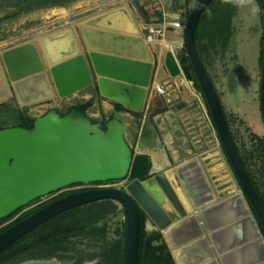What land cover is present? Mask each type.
<instances>
[{"label": "water", "instance_id": "obj_1", "mask_svg": "<svg viewBox=\"0 0 264 264\" xmlns=\"http://www.w3.org/2000/svg\"><path fill=\"white\" fill-rule=\"evenodd\" d=\"M210 2L195 1L185 22V47L244 191L219 194L199 155L151 170L145 179H130L137 153L127 138L128 122L120 114L105 123L78 108L64 114L51 108L35 118L33 127L0 128V220L76 182L129 178L128 184L54 200L2 231L0 251L64 210L110 198L122 202L126 210L125 264L139 261L141 208L148 214L147 225L160 227L176 264H264V232L253 212L254 208L264 226V201L196 47V30ZM136 4L141 8L140 0ZM77 23L1 51L0 102L15 94L29 110L57 93L66 96L95 84L100 95L139 111L145 108L156 61L143 36L148 28H139L128 4L98 11ZM185 67L189 71V65ZM261 101L264 116V57Z\"/></svg>", "mask_w": 264, "mask_h": 264}, {"label": "rangeland", "instance_id": "obj_2", "mask_svg": "<svg viewBox=\"0 0 264 264\" xmlns=\"http://www.w3.org/2000/svg\"><path fill=\"white\" fill-rule=\"evenodd\" d=\"M123 1L125 0H73L67 4L59 3L35 9H28L30 4L24 0H19L15 4V1L13 3L5 1L0 10V55L1 51L7 47L30 39L37 40L42 34L72 22L76 23L86 16L97 13V10H104V8ZM129 1L133 7L136 5L134 0ZM195 1H191L192 6ZM143 3L147 5L151 14L149 18L151 17L152 20L157 19L163 6L167 8L173 6V0H143ZM143 6L145 5L143 4ZM134 16L139 23V28H142L144 16L139 8L135 10ZM187 16L186 12L185 17L187 18ZM242 26L244 30L239 37L238 57L234 56V52H231L225 63L216 66L210 65L208 71L212 74L222 97L237 145L240 147V153L247 160L250 174L255 178L264 196V116L261 101L262 66L260 63L264 27L261 12L253 15L250 11ZM176 35L178 34L169 31L165 39L169 40L170 37ZM161 47L162 50H159L161 51L159 52L160 61L158 52L152 50L156 60L153 82L165 83L168 93L166 95L156 93L154 84L151 83L147 103L143 110L124 109L117 112L130 126L131 132L127 130V134L134 140L133 147L138 146L142 150L155 147L156 150L153 153L155 163L151 169L154 172L194 155L202 157L204 152L219 148L222 154L223 168L213 169L203 160L215 188L221 195L241 190L233 167L224 152L205 93L198 88L195 79L189 77L191 73H187L185 70L181 53L182 46L178 44V46H172L169 49L164 42ZM169 53H172L170 60L167 58ZM93 86L95 84L66 96L57 93L50 102L42 101L32 107L30 111L34 116H40L53 106L67 110L70 105L78 102L79 96H85L90 90H94ZM7 99L12 102L13 100L18 101L15 94L9 95ZM94 99H96V104L94 103L88 112L96 118L102 117L97 98ZM197 106H200L205 112L204 117L197 115ZM106 107L104 114L108 115L110 107L113 106L106 105ZM135 133L136 139H140L139 145L134 138ZM128 179H111L103 182L107 185L126 187ZM54 193L55 191L40 197V199H46ZM110 201L114 207L105 216L93 217L102 211L100 210L101 203L105 201H100L74 209L68 217L75 222L101 225L104 230L98 243L103 248L104 260L101 264H119L116 260L124 254L123 231L125 230L126 210L119 200L110 199ZM154 229L161 231L157 226ZM51 249V244L42 246L41 254L54 253L55 250L50 252ZM35 253L39 252L33 248L29 249L7 264L15 263L26 256H33Z\"/></svg>", "mask_w": 264, "mask_h": 264}, {"label": "trees", "instance_id": "obj_3", "mask_svg": "<svg viewBox=\"0 0 264 264\" xmlns=\"http://www.w3.org/2000/svg\"><path fill=\"white\" fill-rule=\"evenodd\" d=\"M5 1H8L9 3H13L15 1L14 2L15 4L19 0H0V10H1V7L5 4L4 3ZM24 1L30 4L28 9L29 8L35 9V8L46 7V6H50L53 4H59V3L67 4L68 2H71L73 0H24ZM188 1H193V0H188ZM253 3L258 4L260 7L261 18H262V23L264 27V0H253ZM192 7H190L187 10L188 14L190 13ZM250 11H251L250 8H247V7L238 8V7H234L231 4H225L223 0H212V2H210V4L207 6V8L205 9V11L203 12L200 18V21H199V24L196 30V35H195V42H196L198 53L207 69H208V66L210 67V65L216 66V65L225 63L230 57L231 52H234L233 53L234 56L237 55V50L239 46V37L244 30L242 25L245 22ZM183 50L185 51L186 48L183 47ZM263 57H264V32H263V49L260 55L261 66L263 65ZM184 60L183 62H185ZM189 77L191 79H195V82L198 88L203 91L201 82L198 79L196 72L192 71ZM93 87L95 90L94 92L98 93L99 91L98 86L95 85ZM93 104H94V98H92L91 100L85 103L78 102L75 105L70 106L69 110H71L72 108H78L82 111L88 112V109ZM115 104H116L117 109L119 110L129 109V107L125 106L124 104L120 102H115ZM34 121H35V117H33L29 113V111L25 109V107L21 106L18 103V101L15 102L13 100L12 102V101L6 100V101L0 102V128L4 126H9V125H22L26 127H33ZM105 126L106 125L104 123V127ZM219 138H220V135H219ZM221 143H222L224 152L226 153L223 142L221 141ZM242 158L249 171V164L247 160L245 159L244 155H242ZM228 160L231 164L229 157H228ZM152 165H153V161H152V157L150 154L148 153L137 154L135 156V160L133 163V168L131 171L130 179H133L135 177L145 179L149 177L151 175L150 171H151ZM252 179L257 189L260 191L259 186L257 185L255 179L254 178ZM101 204H102L101 205L102 207L100 208V210H102L101 213H98V215H94L93 217L99 218V217L105 216L106 214L111 212L112 208L114 207L110 199L105 200V202ZM19 210L12 213L9 217L13 216ZM254 212L264 232V226L262 225L259 219V216L257 215L255 210ZM71 213L72 211H68L66 212L65 215H63L65 217H61L60 215H58L55 218H53L51 220L52 223L50 224L53 225L55 228L53 230V233H50V234H57L58 229L60 228L66 229L67 226L70 227L71 223H75V221H71L70 219H68ZM7 218H3L2 220H6ZM141 219H142V228H141V239H140V250H139L140 255H139L138 264H159L161 263L162 258H160V256L157 255L156 248H154L152 245V240L155 237H162V232L157 231L155 234H152V235L148 234V231L146 229L148 214L142 208H141ZM63 224H66V227L64 226L60 227ZM33 240H34V237L30 235L28 239H25L23 241L24 243L22 244L23 247H18V244L16 243L17 245L16 244L12 245L13 246L12 250H8V251H4L0 253V264H7L13 261L14 258H16L19 255L18 254L19 252L22 253L21 252L22 250L26 249L27 247H30L33 244L34 242ZM56 240H60V239L57 238ZM168 260L171 264H176L171 254ZM119 264H125L124 258L123 260L122 259L120 260Z\"/></svg>", "mask_w": 264, "mask_h": 264}, {"label": "flooded vegetation", "instance_id": "obj_4", "mask_svg": "<svg viewBox=\"0 0 264 264\" xmlns=\"http://www.w3.org/2000/svg\"><path fill=\"white\" fill-rule=\"evenodd\" d=\"M183 47H185V44ZM181 53H182V59L183 60L185 59L184 60L185 62H183L184 66L186 64H188L190 67L189 71L185 67V70L187 71V73H192V71L196 72L195 68L193 66H191V64H190L191 58L187 52V48L185 51L182 50ZM237 55H238V53H237ZM197 77H198V75H197ZM211 77L213 79L212 74H211ZM213 81H214V79H213ZM215 85H216V82H215ZM216 87H217V85H216ZM217 90H218V87H217ZM218 92H219V90H218ZM220 97H221V95H220ZM221 99H222V97H221ZM78 102H82V101H78ZM78 102H76V103H78ZM222 102H223V100H222ZM82 103H85V102H82ZM75 104H73V105H75ZM223 105H224V103H223ZM70 106H72V105H70ZM69 107L67 110H69ZM115 107H116V104H115ZM127 107H129V106H127ZM224 107H225V105H224ZM51 108H56L62 114L67 112V110H63L59 106H53ZM129 109H133V108L129 107ZM122 110H124V109L119 110L116 107V112L122 111ZM28 111L33 117H35V118L37 117L31 113L30 109ZM114 114L115 113H111L110 115L104 114V116L99 117V118H103L105 120L104 122L106 123V120L112 118L114 116ZM227 117H228V115H227ZM229 124H230V122H229ZM230 126H231V124H230ZM232 132H233V135L235 138V133H234L233 129H232ZM235 140H236V138H235ZM238 148L240 150L239 145H238ZM241 155H242V153H241ZM249 173H250V169H249ZM236 177H237V174H236ZM251 177L254 178L252 174H251ZM238 182H239V179H238ZM240 185L242 188L241 190L244 191L242 183H240ZM257 185H258V183H257ZM102 187H118V186L107 185L103 181L76 182V183L70 184L66 187H63V188L56 190L54 195H51L50 197H48L46 199L45 198L40 199V197H39V198L35 199L34 201H32L31 203L27 204L26 206L19 208L20 210L18 209L19 211L16 212L13 216L9 217L11 215L10 214L9 216H7L8 218L4 217V218H7L6 220H2V221L0 220V233L2 231H4L5 229H7L8 227H10L11 225L15 224L16 222L20 221L21 219L25 218L26 216H28L31 213L39 210L40 208L44 207L45 205L53 202L54 200H56L58 198H61L65 195H68V194H71L74 192H78V191H82V190H88V189H94V188H102ZM259 189H260V187H259ZM259 193L261 194L262 198H264L261 191H259ZM108 199H110V198L88 202V203L81 204V205L69 208L67 210H64L63 212L53 216L52 218H50V219L46 220L45 222L39 224L34 229H32L28 233L21 236L18 240H16L12 244H10L8 247H6L2 251H0V253H2L4 251L12 250L13 249L12 245H14L16 243L18 244V247H23L22 246V244H24L23 241L25 239H28V237L30 235H32L34 237L33 244L30 247H27L26 249L22 250L21 252L25 253L29 249L33 248L34 250H36L39 253L38 254L35 253L33 256H26L24 259L19 260V261L15 262L14 264H17V263L23 262V261H27V260H45V261L46 260H54L58 264H101L104 260V255H103V248L101 245H98V243L100 242L99 238H102V236H103L104 230L102 229L100 224L99 225L97 223L85 224V223H81L80 221H77L75 223H71L73 225L70 224V227L67 226L66 229H61V228L58 229L57 234H50V233H53V230L55 228L53 225L50 224V222L56 216L65 215L66 212H68V211H72L74 209L88 205L90 203H95V202H100V201L102 202V201H105ZM113 200H115V199H113ZM33 202H35V203H33ZM254 210L255 209L253 208V212H254ZM126 224H127V220H125V230L123 231L124 239H125L124 254H122V256H120L121 258L119 257L116 260L118 263L120 262L121 259L123 260V258L125 261V258H126V232H127ZM63 226L66 227V224H63L60 227H63ZM146 229H147L149 235L155 234L157 231H159L156 229H152L150 227V225H147V224H146ZM57 238L60 240H56ZM50 244L52 246V249L50 252L55 250L54 253H47L46 252L47 254H41V252H42L41 247L42 246H48ZM152 245L154 248H156L157 255H159L160 258H162V261L159 264H171L168 259H169L170 254L172 255V252L169 249V246H168V244L164 238L163 233H162V237H155L152 240ZM22 253L19 252L18 254L22 255ZM108 257H110V256H108Z\"/></svg>", "mask_w": 264, "mask_h": 264}, {"label": "crops", "instance_id": "obj_5", "mask_svg": "<svg viewBox=\"0 0 264 264\" xmlns=\"http://www.w3.org/2000/svg\"><path fill=\"white\" fill-rule=\"evenodd\" d=\"M130 1L129 0H125V1H123L122 3H119V4H117V5H114V6H111V7H116V6H119V5H123V4H128L129 5V8H130V10H131V12L133 13V15H134V12H135V10H137L139 7L137 6V4H136V0H134V3L136 4V5H134V7H133V4H130L129 3ZM143 4L145 5V6H143ZM140 5H141V8H139L140 10H141V13H142V15L144 16V20H143V23L141 24L142 25V27L144 26V24H145V20H147V21H163L164 20V12H166L167 13V18L168 19H172L173 18V16H174V12H176V11H178V10H183L184 11V17H185V15H186V12H187V10L190 8V7H192V5H191V1H188V0H173V6H171L170 8H167V7H165V6H163V9L158 13V17H157V19H151V17L149 18V16H151V14H150V12L148 11V9H147V5L145 4V3H143V0H140ZM111 7H107V8H104V9H108V8H111ZM101 10H103V9H101ZM101 10H97V11H101ZM135 17V16H134ZM153 17V16H152ZM186 18V17H185ZM187 19V18H186ZM186 22V21H185ZM71 24H73V22L71 23ZM138 25H139V23H137ZM77 25V24H76ZM184 29H185V27H174L173 29L171 28L170 29V31H173L174 33H177L178 35H176V36H173V37H170L169 38V40L168 39H165V41H163V42H157V43H154V44H152V45H149V47L151 48V51L154 49L156 52H158V59H159V61H160V55H159V52H161V51H159V50H162V47H161V45H163L164 44V42H166V44L168 45V44H171V47L172 46H178V44L182 41V39L184 38ZM77 32H78V29H77ZM180 45V44H179ZM182 50H183V47H182ZM184 51V50H183ZM162 58V57H161ZM159 64H160V62H159ZM87 88V87H86ZM86 88H84V89H86ZM83 90V89H82ZM94 90H90L89 91V93H86V95L85 96H79V100L78 101H82V102H87V101H89V100H91L92 98H97V103L99 104V107H100V110H101V115L102 116H104V111H106L105 109L107 108L106 107V105H111V106H113V107H110V114L111 113H117L116 112V107H115V101H113V100H111V99H109V98H107V97H105V96H103V95H100V93L98 92L96 95H94ZM95 100L96 99H94V103L96 104V102H95ZM99 110V111H100ZM110 114H108V115H110ZM107 115V114H106ZM158 116V115H157ZM142 129H144V126H142ZM128 131L129 132H131L130 131V126H129V129H128ZM140 136V135H139ZM142 136V135H141ZM127 138L129 139V141L131 142V144L133 145V142H134V140H132L131 138H129V136H128V134H127ZM134 138H135V140H136V143L138 144H140V139H136L137 138V136H136V133H135V135H134ZM138 144V145H139ZM143 144V143H142ZM144 145V144H143ZM155 147L153 146L152 148L151 147H148V148H146V149H144V150H142V149H140L138 146L137 147H135L134 149H135V152L137 153V154H140V153H148V154H150L151 155V157H152V161H153V163H155V159H154V151L156 150V149H154ZM157 163V162H156ZM171 165H173V164H169L168 166H166L165 168H167V167H169V166H171ZM165 168H163V169H165ZM159 171V170H158ZM151 224V223H150ZM153 226V227H152ZM155 226H157L155 223L153 224H151V228L152 229H154L155 228ZM157 228H160L159 226H157ZM162 232V231H161Z\"/></svg>", "mask_w": 264, "mask_h": 264}, {"label": "built area", "instance_id": "obj_6", "mask_svg": "<svg viewBox=\"0 0 264 264\" xmlns=\"http://www.w3.org/2000/svg\"><path fill=\"white\" fill-rule=\"evenodd\" d=\"M163 15V21L158 20L148 22L147 20H145L144 26L148 28V33L145 34L143 32V36L148 45L165 41V38L167 37V34L171 28L173 29L174 27H185L186 18L184 17L183 10L174 12V16L172 19L167 18L166 12H164ZM179 44L182 47L184 46V38ZM152 84H154V90L156 91V93L164 95L168 93V87L165 83L152 81Z\"/></svg>", "mask_w": 264, "mask_h": 264}, {"label": "bare ground", "instance_id": "obj_7", "mask_svg": "<svg viewBox=\"0 0 264 264\" xmlns=\"http://www.w3.org/2000/svg\"><path fill=\"white\" fill-rule=\"evenodd\" d=\"M184 44H185V40H184ZM169 47H171V44H168V48ZM167 58L170 60L172 58V53H169V55H167ZM197 105H199V104H197ZM196 112H197L198 116L200 115L201 117H204L205 112L202 110V108L200 106H197ZM221 157H222V154H221L219 148H215V149H211L207 152H204L202 155V160H204L211 168H213V169L217 168L220 170V168H223V162H222ZM156 165L158 166V163H156ZM151 224H150V226H151Z\"/></svg>", "mask_w": 264, "mask_h": 264}, {"label": "clouds", "instance_id": "obj_8", "mask_svg": "<svg viewBox=\"0 0 264 264\" xmlns=\"http://www.w3.org/2000/svg\"><path fill=\"white\" fill-rule=\"evenodd\" d=\"M223 2L238 8H250L253 15H257L260 12L259 6L255 5L253 0H223Z\"/></svg>", "mask_w": 264, "mask_h": 264}]
</instances>
